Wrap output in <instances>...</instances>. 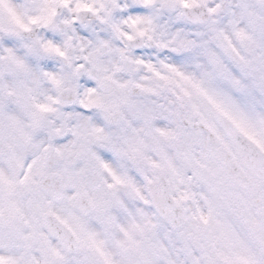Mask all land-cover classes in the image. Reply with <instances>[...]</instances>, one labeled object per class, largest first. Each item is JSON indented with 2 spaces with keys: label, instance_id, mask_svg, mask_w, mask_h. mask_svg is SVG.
Listing matches in <instances>:
<instances>
[{
  "label": "snow or ice",
  "instance_id": "snow-or-ice-1",
  "mask_svg": "<svg viewBox=\"0 0 264 264\" xmlns=\"http://www.w3.org/2000/svg\"><path fill=\"white\" fill-rule=\"evenodd\" d=\"M81 8L95 11L88 3H78ZM116 9L135 36L121 30ZM107 11L101 20L112 32L144 38L172 62L161 60V71L117 49L124 61L151 71L152 80L121 83L89 71L101 84L115 83L119 95L105 105L90 88L75 126L69 127L68 113L60 127L49 129L50 140L73 138L49 143L27 164L24 155L45 127L42 114L55 109L39 104L33 111L32 88L24 85L0 95V156L8 162L0 170V264H117V251L121 264H264V0H113ZM55 13L53 0H0L9 69L25 67L15 51L23 34L37 23L51 24ZM89 44L97 57L109 47L95 37ZM24 48L29 56L67 58L51 40ZM89 59L93 69L101 68ZM44 76L62 82L54 72ZM132 89L166 92L168 103H141ZM94 105L109 120L125 125L127 115L139 125L127 148L91 123L87 110ZM93 140L151 168V175L137 170L150 199L92 151ZM93 161L112 177L109 188L127 187L135 206L118 191L111 198L98 193Z\"/></svg>",
  "mask_w": 264,
  "mask_h": 264
},
{
  "label": "clouds",
  "instance_id": "clouds-1",
  "mask_svg": "<svg viewBox=\"0 0 264 264\" xmlns=\"http://www.w3.org/2000/svg\"><path fill=\"white\" fill-rule=\"evenodd\" d=\"M116 3H128V0H115ZM78 3H88L93 6L95 11L88 9L77 10ZM56 13L51 24L37 23L32 26L31 31L23 34V40L15 48L18 56L23 60L24 68L7 67L5 60L6 52L4 48L7 45L2 43L3 37L0 36V95L6 94L7 91L14 89L17 84L31 87L32 91L28 103L33 111H38L36 105L51 104L55 111L43 113L45 127L38 131L33 137L34 148L30 149L25 155L23 163L27 164L32 161L38 154L48 148L49 143H68L73 137L69 133L67 137H57L50 140L49 129L60 127L64 123V117L71 113L68 118L69 127L76 124L75 116L77 113H83L80 101L86 98L90 88H95V97H100L105 105L113 103L119 95V88L111 81L93 79L88 75L89 71L97 72L101 77L111 75L115 81L126 83L129 81L147 82L153 78V73L143 65L130 64L124 61L117 49H126V55L133 59H143L151 62L163 71L160 65L161 60L172 62L171 57L165 51L156 49L144 38L136 37L133 40L120 37L111 31L109 22H102L101 17L108 16V9L112 7L113 0H67V3L61 0H53ZM159 4V0H156ZM104 5V7H101ZM201 11V10H197ZM113 18L119 22L121 30L135 36V27L130 23H125L127 16L121 9L113 10ZM167 17H161V23L166 22ZM174 30V29H173ZM106 39L109 47L103 50L102 55L96 56L93 45L89 40ZM51 40L61 46L62 50L67 53V58H61L55 54L41 52L38 56H29L24 48V43H33L37 46ZM95 41H93L94 43ZM89 57L96 58L100 63V69L92 68V60ZM83 64L79 74L76 73V66ZM117 65L119 69L117 70ZM44 72H54L61 79L57 85L52 80L44 76ZM133 98L141 103L151 106H158L168 103L169 94L162 92L159 95H147L139 89H132ZM92 115L91 123L103 129L104 135L113 136L114 140L124 148H127L125 140L134 138L136 133L134 129L139 125L131 116L126 115L129 121L121 125L116 119L109 120L104 108L93 106L87 110ZM28 123V121H25ZM92 151L96 153L101 160L109 165L121 175L131 177L137 186H139L146 198L150 199V194L144 188L141 179H137V170L143 168L145 172L151 175V168L143 161H135L130 155L117 156L103 142L91 143ZM152 156V153H148ZM111 157L108 159L107 157ZM93 171L97 176L95 188L98 193L111 198L113 192H117L129 203L135 206V200L129 193L126 186L118 185L116 188H109L113 184L112 177L107 174L103 168L93 161ZM8 162L6 157L0 156V170L6 169ZM195 191H199L195 189ZM190 203V202H189ZM117 264H121L122 256L117 251L115 253Z\"/></svg>",
  "mask_w": 264,
  "mask_h": 264
}]
</instances>
